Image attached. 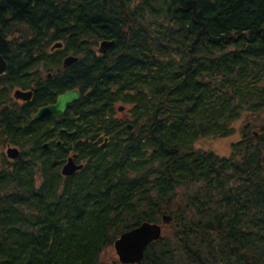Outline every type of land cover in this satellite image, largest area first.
I'll use <instances>...</instances> for the list:
<instances>
[{"label":"trees","instance_id":"trees-1","mask_svg":"<svg viewBox=\"0 0 264 264\" xmlns=\"http://www.w3.org/2000/svg\"><path fill=\"white\" fill-rule=\"evenodd\" d=\"M0 55V264H101L163 214L138 264H264V0H0Z\"/></svg>","mask_w":264,"mask_h":264},{"label":"water","instance_id":"water-1","mask_svg":"<svg viewBox=\"0 0 264 264\" xmlns=\"http://www.w3.org/2000/svg\"><path fill=\"white\" fill-rule=\"evenodd\" d=\"M114 45V41L104 40L99 44V53L104 54ZM62 44L55 43L51 50L60 49ZM77 61V57L73 55L66 56L62 61V67L67 68ZM7 67L6 60L0 55V75L5 73ZM50 75H48V78ZM32 97V91H24L16 89L13 91V98L17 101L27 102ZM80 98L78 90H70L59 95L55 102L37 109L33 114V120H42L49 117L57 118L62 116L72 103ZM131 128V126H129ZM19 155V150L16 147H6V157L10 160H15ZM82 164H78L72 157H68L61 168V175L64 177L72 176L77 171L81 170ZM171 217L163 214L161 224L142 222L139 225L121 233L114 241L113 248L120 264H138L143 258L147 247L158 241L162 237V227L169 224Z\"/></svg>","mask_w":264,"mask_h":264},{"label":"rangeland","instance_id":"rangeland-1","mask_svg":"<svg viewBox=\"0 0 264 264\" xmlns=\"http://www.w3.org/2000/svg\"><path fill=\"white\" fill-rule=\"evenodd\" d=\"M99 44H98L97 51H99ZM239 126H240L239 123L235 124L236 129ZM238 139H239V134L237 133V130H236L235 134L225 137V138L206 137V138L200 139L195 143L194 147L200 150H204V151H211L220 156H227L230 153L231 144L236 142ZM3 153L6 156V148L4 149ZM167 225H164L162 227L163 229L162 235L168 234V230L165 228V226ZM113 262H118V259L115 254L114 248L112 246V247H108L107 249H105V251L102 253L101 264H111Z\"/></svg>","mask_w":264,"mask_h":264}]
</instances>
